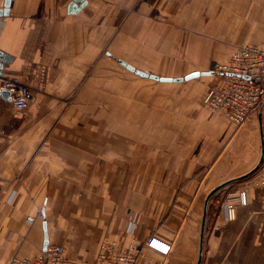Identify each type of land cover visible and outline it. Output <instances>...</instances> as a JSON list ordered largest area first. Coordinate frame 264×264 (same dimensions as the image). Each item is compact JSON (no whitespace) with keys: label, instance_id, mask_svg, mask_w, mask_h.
I'll use <instances>...</instances> for the list:
<instances>
[{"label":"crops","instance_id":"obj_1","mask_svg":"<svg viewBox=\"0 0 264 264\" xmlns=\"http://www.w3.org/2000/svg\"><path fill=\"white\" fill-rule=\"evenodd\" d=\"M74 1L6 0L0 10L9 58L0 76L29 89L24 109L0 94V263L49 243L93 263L109 240L141 247L138 264H198L207 197L237 180L229 187L250 188V204L227 221L213 198L228 186L211 198L201 264H264V186L259 170L247 176L262 158L260 115L240 128L210 117L208 91L191 96L189 81L111 83L136 75L118 60L142 71L152 41L168 31L236 28L223 13L251 14L253 35L239 43L264 46V0H85L72 11ZM202 12L222 14L223 25L193 20ZM39 210L43 218L27 224ZM152 237L170 246L167 255L145 245Z\"/></svg>","mask_w":264,"mask_h":264},{"label":"built area","instance_id":"obj_2","mask_svg":"<svg viewBox=\"0 0 264 264\" xmlns=\"http://www.w3.org/2000/svg\"><path fill=\"white\" fill-rule=\"evenodd\" d=\"M6 0H0V10ZM214 72L222 73L219 82L207 92L204 104L211 114H222L236 128L244 125L264 103V46L245 45L237 48L225 64H216ZM29 89L18 79L0 76V94L8 93L7 98L17 109L28 105ZM2 95V94H1ZM258 185L264 186V162L260 167ZM250 203V188L237 193L234 200L224 206L227 221L236 218L238 205ZM43 218L42 212L38 213ZM36 217L28 216L27 224L33 225ZM160 243L163 246H159ZM145 245L154 251L167 255L170 246L158 239L149 238ZM142 249L134 244L124 248L116 242L105 240L101 243L93 263H82L67 255L62 245L49 243L37 249L33 255H11L0 264H138Z\"/></svg>","mask_w":264,"mask_h":264},{"label":"rangeland","instance_id":"obj_3","mask_svg":"<svg viewBox=\"0 0 264 264\" xmlns=\"http://www.w3.org/2000/svg\"><path fill=\"white\" fill-rule=\"evenodd\" d=\"M227 16L236 17L234 23H230L229 18L228 20H225L228 26L235 25L236 28L231 29L230 27H219V28L215 27L216 29H214V27H211V28L174 29L168 31V33L165 35H161L159 39L157 38V42L153 40L151 47L152 55L150 54L151 56H153V58L149 60H144V62H142V65L144 66L142 67V71H148L159 75H163L166 73L174 74L175 76L181 75L180 77H183L187 74H191L194 72H209L211 69H213V67H215L216 64L227 63L233 52L241 46H245V45L263 46L262 44H257V43H249V44H245L241 42L239 43V41L248 40L246 37L247 34H250V32L248 31L247 27L248 25L250 26V24L251 25L253 24L248 21L251 14H248L246 12H240L238 14L223 13V17H227ZM196 17L197 19H193V20L201 21V23L209 24V25L215 24L214 20L217 19L216 21H218L220 25L222 14L214 13V12H202L196 14ZM255 26H257V24H255ZM171 32L173 33L170 34ZM250 35H253V33H251ZM229 41H232L233 43H229ZM126 74H127V78L124 77L122 78L118 76L112 77L111 83L115 84V82L122 80L123 82H125L124 79L127 80L132 79L137 82L138 80H141L139 79V77H137V75H132L130 73H126ZM123 76L126 77V75ZM218 77L220 76L199 77L189 81L187 84L192 85L190 95L193 96L195 91L196 93H198L200 90V92H202L201 94H203L202 97H204L206 92L209 91L211 87H213L219 82L220 79ZM146 82L151 83L150 81H146ZM111 95H112V106H114L111 109V116L114 119V124H115V127L112 128V132H115L118 131L119 128L116 123L117 118L119 116V108L117 107L119 105V99H118L119 95L117 93H112ZM206 112L210 115V117L211 115L213 116V114L209 113L208 111ZM261 112L263 114L262 120L264 125V103L258 110H256L252 114L251 117H254L256 119L257 117H259ZM221 117L223 118L224 116ZM223 119L224 121L226 120L225 117ZM129 163L130 162H128V164ZM123 184H128V181L124 182ZM235 188H236L235 185H233L230 187L228 186L225 190H222L213 198L214 200L213 204L217 206H221L220 208H222L225 206L227 202H229L230 200H234L237 196L236 193L240 191V190H235ZM113 193L114 192L112 191V194ZM119 194L124 196V190L120 191ZM116 197H117V192H116ZM130 197L131 196L127 192V200H129ZM39 212L41 211L39 210L35 215H30V216L39 219L40 218L38 215ZM158 220L159 222L163 220V215H161L160 208H159ZM34 253H36V251Z\"/></svg>","mask_w":264,"mask_h":264},{"label":"water","instance_id":"obj_4","mask_svg":"<svg viewBox=\"0 0 264 264\" xmlns=\"http://www.w3.org/2000/svg\"><path fill=\"white\" fill-rule=\"evenodd\" d=\"M86 4L85 0H75L74 3L71 5V10H75L77 6H84ZM9 58L7 56H5L2 52H0V69L2 68L3 63L8 62ZM119 64H121L122 66H124L126 69H128L130 72L136 74L139 77L142 78H147L150 80H154V81H160V82H175V83H181L184 81H190L199 77H211V76H222V73H218V72H214L213 69H211L209 72H194L192 74H189L188 76L184 77V78H161L155 75H150L146 72H143L141 70L136 69L135 67L126 64L123 61L118 60ZM2 96H4L5 98H8L9 95L8 93H1ZM262 118V112L260 113V119ZM264 162V145L262 148V158L260 160V163L258 164V166L247 176H250L252 174H254L255 172H257L259 170V168L262 166ZM247 176L241 178V179H245ZM240 179V180H241ZM237 180H233V181H229L226 182L220 186H218L217 188H215L213 191L210 192V194L207 197L206 200V205H205V211H204V217H203V221H202V230H201V245H200V258L198 261V264H201L202 262V255H203V241H204V234H205V227H206V218H207V210H208V205L209 202L211 200V198L218 193L219 191H221L222 189L226 188L227 186L231 185L232 183H234ZM48 244H45V246H47Z\"/></svg>","mask_w":264,"mask_h":264},{"label":"bare ground","instance_id":"obj_5","mask_svg":"<svg viewBox=\"0 0 264 264\" xmlns=\"http://www.w3.org/2000/svg\"><path fill=\"white\" fill-rule=\"evenodd\" d=\"M204 64V63H203ZM159 246H163L161 243H160V245Z\"/></svg>","mask_w":264,"mask_h":264}]
</instances>
